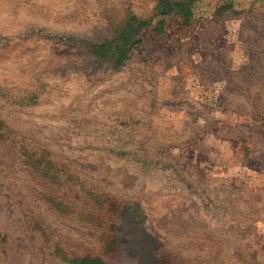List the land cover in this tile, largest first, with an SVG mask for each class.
<instances>
[{
	"label": "rangeland",
	"instance_id": "rangeland-1",
	"mask_svg": "<svg viewBox=\"0 0 264 264\" xmlns=\"http://www.w3.org/2000/svg\"><path fill=\"white\" fill-rule=\"evenodd\" d=\"M155 1L0 0V264H264V0Z\"/></svg>",
	"mask_w": 264,
	"mask_h": 264
},
{
	"label": "trees",
	"instance_id": "trees-1",
	"mask_svg": "<svg viewBox=\"0 0 264 264\" xmlns=\"http://www.w3.org/2000/svg\"><path fill=\"white\" fill-rule=\"evenodd\" d=\"M195 0H156L152 9V18L155 16L178 15L182 24L189 23L190 8ZM225 4L218 6L216 12L224 9ZM226 6H229L226 4ZM227 8V7H226ZM151 19H139L134 15H128L119 28L113 30L108 38L96 42L79 41L82 47L93 57L108 60L111 69L121 67L134 53L139 54L142 45L139 37L142 29L149 25ZM161 19H158L153 30H158ZM106 211V210H105ZM253 261L256 254H251ZM243 262L244 258H240ZM77 264H107L96 257L82 256L73 260Z\"/></svg>",
	"mask_w": 264,
	"mask_h": 264
}]
</instances>
